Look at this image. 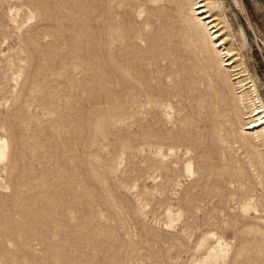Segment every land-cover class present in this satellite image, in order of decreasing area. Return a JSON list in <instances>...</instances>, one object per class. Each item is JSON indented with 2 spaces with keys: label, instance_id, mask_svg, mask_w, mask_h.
Listing matches in <instances>:
<instances>
[{
  "label": "rangeland",
  "instance_id": "1",
  "mask_svg": "<svg viewBox=\"0 0 264 264\" xmlns=\"http://www.w3.org/2000/svg\"><path fill=\"white\" fill-rule=\"evenodd\" d=\"M205 1L264 99V0ZM193 4L0 0V264H264V141Z\"/></svg>",
  "mask_w": 264,
  "mask_h": 264
},
{
  "label": "bare ground",
  "instance_id": "2",
  "mask_svg": "<svg viewBox=\"0 0 264 264\" xmlns=\"http://www.w3.org/2000/svg\"><path fill=\"white\" fill-rule=\"evenodd\" d=\"M208 4L209 3L205 0H194L192 8L193 15L196 21L202 24L208 31L214 49L217 50V54L223 59V67L233 68L231 72H239L240 69H235L237 68L235 65L239 60V55L237 57L236 51L233 52L231 49L227 48L228 38L225 36L226 31L218 26L216 22L219 18L217 19L210 14V11L207 9ZM247 73L248 71L246 70L244 74L239 72L233 75L235 76L233 80H238L236 85H238L240 89L238 94L241 105L243 109L246 110V114L249 115V121L244 126V132L255 137L258 142H262L264 141V99L260 95L256 83L251 77L248 81L247 79L242 80V78L249 76ZM246 101H248V104ZM8 146L6 140L3 138L0 139V165L7 160L9 151ZM189 170H191V168H189ZM224 252V248L220 246L211 249L201 264H206L207 262L216 263L224 255Z\"/></svg>",
  "mask_w": 264,
  "mask_h": 264
}]
</instances>
